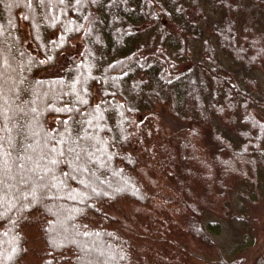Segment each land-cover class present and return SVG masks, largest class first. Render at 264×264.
<instances>
[{
  "label": "trees",
  "instance_id": "16d2710c",
  "mask_svg": "<svg viewBox=\"0 0 264 264\" xmlns=\"http://www.w3.org/2000/svg\"><path fill=\"white\" fill-rule=\"evenodd\" d=\"M220 1L217 5L213 0H2L0 61L6 56L9 66L0 65V73L3 78L11 73L13 84L3 94L6 101L0 98V264H87L90 259L98 263L94 250L87 259L81 253L90 241L114 253L118 264H160L158 254L181 253L191 259L182 251L191 244L216 258L199 264H245L241 253L247 246L241 242L225 256L220 242L212 238L219 235L218 224L210 219L227 218L242 230H253L248 215L256 213L255 199L264 197V187L257 189L264 186V147L245 150L237 139L239 131L230 141L240 149L223 145L237 152L234 171L245 172L239 173L237 184L218 194L220 201L205 203L202 191L184 185L194 173H187L184 166L196 168L198 159L191 156L192 142L210 138L216 145L225 136L218 126L225 120V108L231 107L230 96H236L235 106L242 104L250 126L261 125L253 101L238 100L239 87L238 91L226 87L225 93L216 86L223 101L210 106L215 92L206 88L205 73L194 70L202 64L199 58L188 57L178 40L179 33L184 38L189 32L197 34L196 40L202 31L210 33L207 38L214 36L216 43H206L211 64L202 69L215 82L221 81L218 71H225L217 68L225 56L236 76L241 73L239 64L261 63L264 0ZM160 3L167 10L156 13L155 4ZM163 16H169L166 24ZM17 20L26 24V33L22 28L17 31ZM78 36L82 44L72 52L71 40ZM87 53L90 57L85 58ZM5 79L0 80V93L9 83ZM165 86L177 98L184 88L198 87L200 100L206 99L198 107H187L194 119L182 127L185 133L172 136L168 147L179 152L178 158L171 154L165 159L151 139L167 106L148 103V94L163 96L169 92ZM119 97L123 105L116 102ZM92 121L96 126H89ZM186 137L190 144L184 142ZM48 139L50 147L43 143ZM40 155L53 160L43 163ZM71 160L92 169L82 172ZM35 163L47 168L39 177L33 175ZM211 167L218 170L215 160ZM84 179L88 185L81 183ZM157 181L164 186L155 187ZM242 183L255 199L244 196ZM186 215L194 234L171 231L162 223L166 217L184 221ZM57 217L74 239L61 237ZM258 256L252 257V264H264V254Z\"/></svg>",
  "mask_w": 264,
  "mask_h": 264
},
{
  "label": "rangeland",
  "instance_id": "374dc122",
  "mask_svg": "<svg viewBox=\"0 0 264 264\" xmlns=\"http://www.w3.org/2000/svg\"><path fill=\"white\" fill-rule=\"evenodd\" d=\"M155 1L158 3L159 1L161 2V0H155ZM1 3H2V0H0V4ZM213 3L220 5L221 1L213 0ZM155 6L157 8H155ZM155 6L153 8H155L154 11L156 10V13L161 12V11L165 12L167 10L164 3H160L159 6L155 4ZM149 11L154 13L152 9H149ZM233 13L234 12L232 11L231 15H234ZM162 18H163L162 19L163 23L166 24L168 22L169 16L167 17L163 16ZM231 18H234V16H231ZM0 28H2L1 25H0ZM16 28H17V31H20V29L22 28L23 31L26 33L28 27L26 26V24L22 23V21L17 20ZM13 29L15 28L13 27ZM209 34H210L209 32L205 33V31H202L201 38L197 40H196L197 34L193 35L191 32L186 33L185 38L180 33L177 36H178V40L180 38V40L183 41L184 43L183 50L185 54L188 55V57L194 56V57L199 58V61L202 64L201 68L199 69L194 68V70H201L202 72L205 73L202 80H204V78L206 77L207 79L206 81L209 82L206 88L208 90L211 89V94L215 92L213 94L214 97L211 96L212 100L210 101L211 102L210 106H213V104L222 103L223 101L222 99L219 98L220 95L217 93V91H224L225 93H227L228 91L226 87L228 88L232 87V89L236 91H238L237 87H239L240 94L237 96L238 97L241 96V99L238 98V100L246 101L248 98L250 99V101H253L255 108H257V110L254 112V115L256 116V118L258 119L261 125L258 126L257 128L255 127L256 129L250 126L249 123H247L245 120L246 117H245V113L243 112L244 109L242 107V104L235 106V104L237 103L236 96H233V97L230 96V99L232 102L229 103L228 100L227 102L229 103V105H231V107L225 108V110L223 111L224 113L223 117L225 120L223 121L222 117H220L222 121H220L221 123L218 126L219 134L225 135L223 136L222 141L221 140L219 141L220 143L213 145V143H211L210 141V138H202V139L194 140L193 142L190 140L189 137L184 138V142L187 140L189 144L190 142H192V144H195V154L191 156L197 155L198 157V159L195 162L196 164L195 166L197 169L190 166V163H188L187 165L183 164V166L185 165L184 170L187 171V173H191L192 171H194L195 173V174L193 173L188 176V180L184 182V185L187 182V185L189 188L194 187L202 191L203 192L202 199L205 201V203H211L212 201H215L217 199L220 201L221 196H218V194L223 193V190L227 189L229 185L234 184V183L237 184V180L241 179V176H242V175L240 176L239 173L243 174V172H245V170H243V172L237 171L238 172L237 174L234 171L235 167L238 165V160H239L238 158H235L236 157L235 154L237 152L230 151V149L228 150L224 149L225 146L228 144H230L232 148L240 149L238 145L233 144L230 141L235 131H237V133L239 131V135L237 139L241 141L240 144L245 150L252 151L254 149L252 145L256 147H261V146L264 147V134L261 135V132H264V59L261 60V63L259 62L260 64L263 65V67L259 63L252 65V66H247L244 63L242 65L239 64L238 66H239V70H241V73L236 76L235 73L229 68L231 64L229 61V57L225 56V58H222L223 60L222 63L218 64L219 66L217 65V68L221 67L225 71L224 73L220 70L218 71L221 81L215 82L212 76H210V73L202 69L205 66L208 67L211 64L209 62L208 56L206 57L207 41L216 43L214 40V36H212V38L211 37L207 38V35ZM84 41L88 42V39L84 38ZM80 43L82 44L81 36L75 37L74 39L71 40V45H72L71 48L73 50L72 52H75V50L79 48ZM214 54H217L216 50H214ZM87 57H90V53L86 54L85 58ZM0 63H1L0 64L1 67L8 68L9 66L6 56L0 61ZM187 72H188V69L184 70L181 74L184 75ZM4 78H6L5 82L8 81L9 83L8 85L5 84V89H3L2 93H0L1 94L0 98L2 99V101H6V96H3V94H5L4 92L7 89V86H9L12 83L11 82L12 74L9 72H6ZM4 78L2 74L0 73V80H4ZM16 79H19V77L18 78L16 77ZM237 82L241 84H239L238 86ZM235 85H236V88H234ZM2 86H3V82H2ZM216 86H217V91H216ZM165 88L167 89V91H169V92H165V95L162 96L159 93H152V94H148L150 95L149 100L145 98V101L147 100L148 103L160 102V104H163L164 107L165 106L168 107V108L166 107L167 110L163 109L167 113H164V111H162V115L160 119L161 121L159 123L154 124L153 133L155 137H152L151 139L153 140V142H155L156 144L155 146L157 150L159 151V153L160 152L162 153L165 159H169L171 157V154H174V157L177 156L178 158L179 152L176 151L175 153V151H171V149L168 147L171 144L170 143L172 141L171 139H173L172 136L185 133L182 127L186 126V124L190 123L191 120L194 119V116L191 118L188 115L189 113L187 114V112H189L188 111L189 109H187V107L188 108L198 107L199 103L204 102L206 99L200 100L201 96L199 93L201 92L200 90L197 89L198 87L197 88L195 87L194 90H192L191 88H184L183 92H181L180 94V98L179 97L177 98L176 94L175 96L172 95L171 93L172 90L170 86H167V87L165 86ZM146 97L148 96L146 95ZM122 101L123 100L119 97L116 102L118 103V105H123ZM15 103L18 105L17 102ZM129 106H137V105L131 104ZM5 108L6 107L3 108L4 111H5ZM161 108H163V106H161ZM184 109H187V110H184ZM168 110H170L171 113ZM92 125L96 126V124L93 121L90 122L89 126H92ZM86 131L87 133H91L89 128ZM248 132H251L252 136L248 135L247 134ZM251 138H253L254 140ZM250 139L253 140L252 141L253 144L249 143ZM50 140L49 139L47 141L44 140L43 143H46L45 145L47 147L48 146L50 147V144L52 143L50 142ZM177 144L180 147V144L178 142ZM223 145L225 146L223 147ZM94 149L96 150V148ZM98 154L101 156L102 153L98 152ZM39 157L43 161V163L45 162L46 159H48L49 161L53 160V157L50 155H40ZM87 157L90 160L91 155L87 154ZM211 160L216 161L218 170L211 167ZM255 161L258 162L257 159ZM75 162L76 161L71 160L70 163L77 165L80 171L82 172L87 173L88 170L92 169V167L90 166L86 167L83 163L77 162L76 164ZM198 162H200V164ZM44 165H46V163ZM33 167L35 168L34 174H33L35 175V177L41 176V173L46 172L47 170L45 166L41 164H37V163H35V166ZM19 180H20L19 182L21 183V178H19ZM81 183L84 185L85 184L88 185L89 180L84 179ZM163 183L164 182L157 181V183L154 184V186L159 189L164 186L162 185ZM245 184L242 183L243 187L241 191L243 194L247 191L245 190L246 189ZM165 185L168 187L171 186L170 184H165ZM263 187L264 186H262V184H259V186H257V189L260 190L261 188L263 189ZM95 188L98 189V187H95ZM92 191H94V188H92ZM250 193H251V190H248L244 194V196H248L249 200L252 198L255 199L254 197H250ZM230 194L232 195V192H230ZM213 198H216V199H213ZM255 200H256V205L253 206V208L255 209L256 213L248 215V220L254 221V223H252L253 228L251 227V229L253 230L251 231H247V230L245 231L244 229L242 230L239 227L240 224L238 222L236 223L235 221H232V220L228 222L229 220L227 218L225 219L222 217V218H219L220 220H217L216 217H211L210 219L211 222H216L218 224V228L220 230L219 235L217 236L212 235V238L220 242V244L223 247V250L221 251L222 253H224L225 256H230V252L235 250V248L239 246L241 242H243L244 246L245 245L247 246L248 250L245 251V254L241 253V255H244L243 258H244L245 264H252V257H258L259 259L258 255H260L261 253L264 254V197H261ZM182 220L183 219H181L180 222H177L175 219L173 220L171 217H166L162 219V223L168 224L167 226L170 229H172L171 231L176 230L180 233L181 232L193 233L194 232L193 229H195V227L194 225H192L191 218L188 215H186L184 221ZM244 223L247 224L246 221H244ZM56 224L58 225L61 224L62 226V230L60 232L61 237L62 236L68 237V238L70 237L71 239L75 238V235H73L71 229L70 228L68 229L67 227H65V225H63L64 223L60 219V217H57ZM202 224L205 227L206 222L203 221ZM245 239L249 242L251 241V243L249 244V242L244 241ZM199 248L203 250H200L192 246V244L188 246V249L187 248L184 250L182 249V251L186 253V256L191 255V259H189L190 257H185V255L183 254L181 255V253L180 254L178 253L177 256L173 255L169 257H166L165 254H158L157 261L160 264H199L198 263L199 261L202 262L204 259H207V258L216 259V258H213L211 255H206L203 252L205 250L204 248H201V247ZM91 250H94V253H96L100 261L98 263H95L97 261L95 260L91 261L90 259V261H88L87 264H106L107 263L105 259L106 257L114 261V264H118V262L117 263L115 262L117 259L119 260V258L116 257L114 253H112L110 250H107L106 247L102 244L93 245L91 241L88 242L83 247H81V253L83 255V258L87 259V257H89L88 255L91 252ZM141 256L145 258L147 254L142 252ZM163 258H166L165 262L161 260Z\"/></svg>",
  "mask_w": 264,
  "mask_h": 264
}]
</instances>
